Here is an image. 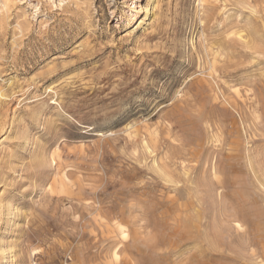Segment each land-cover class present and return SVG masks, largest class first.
Instances as JSON below:
<instances>
[{
    "label": "rangeland",
    "instance_id": "obj_1",
    "mask_svg": "<svg viewBox=\"0 0 264 264\" xmlns=\"http://www.w3.org/2000/svg\"><path fill=\"white\" fill-rule=\"evenodd\" d=\"M131 1L0 0V264H264V0Z\"/></svg>",
    "mask_w": 264,
    "mask_h": 264
},
{
    "label": "bare ground",
    "instance_id": "obj_2",
    "mask_svg": "<svg viewBox=\"0 0 264 264\" xmlns=\"http://www.w3.org/2000/svg\"><path fill=\"white\" fill-rule=\"evenodd\" d=\"M202 1H205V0H202ZM136 2H139V0H133V1H131V3L128 5V8L130 9V14H129V16H131V15H136L139 11H140V9H141V5H138V7H139V9L138 10H136L135 9V3ZM5 3V2H4ZM6 5H7V3H6ZM148 5V4H147ZM132 9H134L133 10V12H132ZM144 12H145V15H147V13L148 12H150V8L148 7V6H145V8H144ZM127 19V18H126ZM128 21H129V19H127ZM142 20H143V18L140 20L139 19V22H138V24H140L141 22H142ZM235 156V155H234ZM119 227H121V225L122 224H117ZM117 226V227H118ZM118 227V228H119ZM120 229V228H119Z\"/></svg>",
    "mask_w": 264,
    "mask_h": 264
}]
</instances>
